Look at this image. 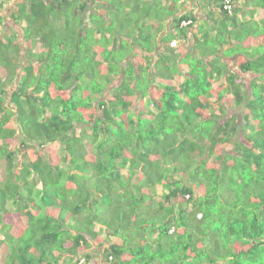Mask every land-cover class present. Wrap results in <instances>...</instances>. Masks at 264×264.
<instances>
[{"label":"trees","instance_id":"1","mask_svg":"<svg viewBox=\"0 0 264 264\" xmlns=\"http://www.w3.org/2000/svg\"><path fill=\"white\" fill-rule=\"evenodd\" d=\"M163 3L12 13L27 63L16 33L0 40V264H70L106 243L105 264H264V51L234 52L242 75L211 66L191 13L151 39ZM237 6L213 20L239 27ZM171 59L176 84L153 85Z\"/></svg>","mask_w":264,"mask_h":264},{"label":"rangeland","instance_id":"2","mask_svg":"<svg viewBox=\"0 0 264 264\" xmlns=\"http://www.w3.org/2000/svg\"><path fill=\"white\" fill-rule=\"evenodd\" d=\"M22 1H25V0H8L6 4H4L5 5L4 8L2 9L5 11L3 12L2 10H0V12L2 11V14L1 13L0 14L3 15L4 17V19L0 21V40L3 39L4 41V39H6L9 35H12V33L14 32L17 35V39L15 41L16 42L18 41L22 47L21 56H19L20 64L17 68V72H20L22 68L25 66V64L27 63L26 61L27 51H26V47L24 44V40H23V33L21 31V29L23 28V25L25 26V23L22 22L23 19H21V23H18V22L14 23L10 15L12 14V12L16 13L17 10H19L20 7L17 4L19 3L21 5L22 3H24ZM140 1H146V0H140ZM151 1L158 2V0H151ZM167 1L169 4H172L171 7H175L177 9L180 8V4H179L180 0H167ZM183 1L188 2V0H183ZM241 1L242 0H240L239 2ZM248 1H249V8L247 9V14L246 15L242 13L238 14V16H240L238 21L241 22L243 20L239 27L229 25L230 21L227 22L226 27L222 26L221 23H219V25L216 24V26H213V24H211L210 22H205L206 20L201 22V24L198 27V36L201 37L202 40H205L204 43H202L201 47L205 46V49L198 48L197 53L202 54L201 52L203 50H206V52L213 54L212 57H207V59H210V60L213 58V61L211 62V66H214L216 68H221L227 73H230V71L239 73L236 66H237V60H238V63L240 61V57L236 56L235 58H233L235 56L233 55L234 52H238V55L240 54L242 57L250 56L252 58V57L258 56L264 51L262 47H259L256 43H254V39H253V37L254 38L260 37L258 41L259 43L261 42V40H264V37H263L264 35V8H260L261 5L259 3V0H248ZM165 3L166 1L163 4ZM213 3H214L213 0H201V2L199 3L200 6L201 5L203 6V10H204L203 14H205L209 18V20L212 18V16H210L212 12H209L207 10L205 11L204 8L206 5L209 7H213ZM241 11L246 12L245 3L241 4ZM162 12L165 14L169 13V11L165 9ZM94 18L95 20L97 19V17H94ZM87 24L90 27L89 25L90 23H87ZM10 29H12L13 31H10ZM155 29L156 30L153 31L150 36L151 39L154 36H156L158 33L168 36L167 30L165 29V26H164V22H161V23L156 22ZM142 36L144 38L145 34H143ZM189 38L184 40V42L181 43L180 46H177L178 50L176 52H178L180 49H183V48L186 49L187 44H188V47L192 46L191 40H193V38L191 35H189ZM144 42L145 44L147 43L146 41ZM241 43L243 44L247 43L249 45H253V49L248 51L247 49H245L246 48L245 46H242V49H239V44ZM223 44L225 45L223 46ZM229 44H232V47H227V45ZM218 51H220L219 56L217 55ZM229 58H232V59H229ZM173 62H175V60L173 61L172 59L171 61L168 62V67H167L168 69L161 68V71L163 72L162 76H164L163 78L152 77L151 82L153 83V85L160 86V85H166V84L170 85L171 83L176 84L175 82L176 74L173 69L176 67L173 66ZM182 62H183L182 63L183 66L185 67L187 66V68L189 65L194 66L193 64H190V58H186L184 60L182 59ZM178 68H180V66H178ZM143 70H142L143 73L141 77L147 74V70H144V71ZM208 70L209 68L207 67L206 71ZM169 76L172 77L174 81L168 80L167 78ZM182 80H183V76L179 78V81H182ZM236 113H240V110H237ZM54 147H57V145H54ZM3 226H5V228L8 229L9 223H5ZM16 228H20V225L16 226L15 229ZM15 229H13V232L15 231ZM94 230L97 231L98 229L95 228ZM100 236H103V235H100ZM0 238L3 241H6V238H4V235L3 237L0 235ZM115 241L119 242V240H115ZM14 244L18 245V239L14 241ZM78 255H80V253ZM96 259L98 260V256H96ZM95 264H97L96 260H95Z\"/></svg>","mask_w":264,"mask_h":264},{"label":"clouds","instance_id":"3","mask_svg":"<svg viewBox=\"0 0 264 264\" xmlns=\"http://www.w3.org/2000/svg\"><path fill=\"white\" fill-rule=\"evenodd\" d=\"M166 1V3H165V5H166V9H169V10H171L172 12H171V15L170 16H168L167 18H166V20H165V22H164V26H165V29L167 30V34L169 33V32H171L172 31V29H171V27H172V25L173 24H175V20H176V18H178V17H180L181 15H179L178 14V12H179V10H180V8L179 9H177V8H175V7H171V5L172 4H169L168 3V1L167 0H163V2H165ZM240 1V0H239ZM236 2L235 0H218V4H217V8H215V7H212L211 8V10H209L208 8H206L207 9V11H209V12H212V14L210 15V16H212V18L209 20V18L207 17V19H204V18H202V20H201V22H203V21H205V22H210L211 24H213L214 26L216 25V21L215 20H213V19H215V18H217V12L219 11L218 10V7H220V5H221V8H222V10L227 14V15H232L233 14V12H234V5H235V3L236 4H238V8H239V11L236 13V19H237V21L239 20V18H240V16H238V14L239 13H242V14H244V15H246L247 14V9L249 8V1L248 0H242L241 2ZM7 2V1H6ZM22 2H24V1H22ZM242 3H245V5H246V12H242L241 11V4ZM6 4V3H5ZM17 5H20L19 3L17 4ZM5 6V5H4ZM4 6L2 7V9L4 8ZM20 7V6H19ZM257 7V6H256ZM256 7H254V8H256ZM261 8V7H260ZM1 9V10H2ZM3 12L5 11V10H2ZM2 11L0 12L1 14H2ZM19 10H17V12H18ZM206 11V10H205ZM12 13H14V12H12ZM0 14V16H1V20L0 21H2L3 19H4V17H3V15H1ZM11 16V18H12V14L10 15ZM13 19V18H12ZM209 20V21H208ZM13 21H14V23H16L15 22V20L13 19ZM215 21V22H214ZM243 21V20H242ZM241 21V22H242ZM196 22V21H195ZM195 22L192 24V20H183V21H181V23H180V26H182V27H185V26H188V25H190V24H192L191 25V31L192 32H197V30H198V27H199V25L201 24V22L199 23V25L197 26V25H195ZM215 24H214V23ZM241 22H239L238 21V23H241ZM229 25H231V24H229ZM21 29V28H20ZM10 31H13L12 29H10ZM22 31V30H21ZM161 34V33H160ZM161 35H163V34H161ZM263 37H264V35H263ZM253 39H254V43H256L259 47H262L263 49H264V40H261V42L259 43L258 41H259V39H260V37H257V38H254L253 37ZM180 41H181V43H183L184 42V40H182V39H180ZM181 43H178V41H176V40H173L172 42H171V44H170V46L171 47H176L177 48V46H180L181 45ZM247 44V43H246ZM246 48H251V49H253V45H250L249 47H246ZM178 49V48H177ZM263 55V52L261 53V54H259L258 56H255V57H250V56H246V57H248V58H250L251 60H256L257 58H259L260 56H262ZM210 57H212V56H210ZM233 58H235V56L233 57ZM229 59H232V58H229ZM237 69H238V71H239V73H237V72H234V71H230V72H233V73H236V74H238V75H242L241 74V72H240V70H239V68H238V60H237ZM180 68L182 69V67L180 66ZM253 77L255 76V75H252ZM179 78L180 77H178V81H179ZM179 82H181V81H179ZM258 85H260L261 83H259V82H256ZM240 114H242V107H241V110H240V113H237V115H240ZM230 115V114H229ZM158 192L160 193V188H158ZM157 201V200H156ZM111 240H113V242H116V243H119L118 241H115V240H119V239H111ZM106 245H107V243L106 244H104L103 245V247L102 248H97V247H92V248H89L87 251H85V252H81L80 253V255H78V257L77 258H75V259H72V262L70 263V264H95V260H96V262H97V264H105L104 263V257H103V255H104V252H103V249L106 247ZM91 246H94V245H91ZM87 252H88V254H89V256L90 257H88V256H86L87 255ZM96 256H98V260L96 259Z\"/></svg>","mask_w":264,"mask_h":264},{"label":"crops","instance_id":"4","mask_svg":"<svg viewBox=\"0 0 264 264\" xmlns=\"http://www.w3.org/2000/svg\"><path fill=\"white\" fill-rule=\"evenodd\" d=\"M213 7L217 8V4H218V0H213ZM201 2V0H188V2H185L183 0L179 1L180 4V10L178 12L179 15H183L185 13H191L196 22L195 25H199V23L201 22L202 18L207 19V16L205 14H203L204 10H203V6L199 5V3ZM206 8H208L209 10H211L212 7L209 6H205V10H207Z\"/></svg>","mask_w":264,"mask_h":264}]
</instances>
